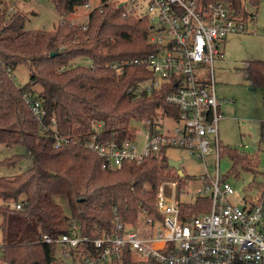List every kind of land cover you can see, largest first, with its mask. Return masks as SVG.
<instances>
[{
	"label": "trees",
	"instance_id": "obj_1",
	"mask_svg": "<svg viewBox=\"0 0 264 264\" xmlns=\"http://www.w3.org/2000/svg\"><path fill=\"white\" fill-rule=\"evenodd\" d=\"M103 1L84 23H76L67 16L91 0H50L60 16L52 31L26 29L22 12H0V144L25 147L33 162L12 178L0 176V264H55L59 245L42 241L41 234L57 239L71 233L72 220L79 223L82 235L91 238L111 233L117 216L134 224L142 211H155L158 181L166 174L176 177L165 154L107 169L104 159L84 146L96 122L102 124L105 139H127L135 135L133 122L154 120L160 109L180 114L167 101L172 85L144 90L140 84L153 78L152 72L144 65L124 64L156 51L148 41V19L124 16V7ZM259 1L253 0L254 5L258 7ZM81 59L90 62L79 63ZM21 65L28 68L29 78L18 85L14 71ZM242 70L253 87L264 88V60L247 61ZM26 92L41 100L47 110L44 123L49 126L54 117L55 129L41 132L24 100ZM56 132L72 142L56 147ZM220 149L232 159L233 168L241 165L257 172L258 153L223 144ZM25 157L15 154L0 165L14 166ZM57 195L66 196L70 216L54 202ZM86 249L93 247L73 249V257Z\"/></svg>",
	"mask_w": 264,
	"mask_h": 264
},
{
	"label": "built area",
	"instance_id": "obj_2",
	"mask_svg": "<svg viewBox=\"0 0 264 264\" xmlns=\"http://www.w3.org/2000/svg\"><path fill=\"white\" fill-rule=\"evenodd\" d=\"M237 2L105 0L124 7V16L148 19V41L156 51L124 64L144 65L152 72L153 78L141 87L144 90L172 85L167 101L180 114L172 116L160 109L154 120L140 122L146 129L142 143L137 141L138 132L133 125L134 137L107 140L101 134L102 124L96 122L94 134L84 141V146L104 159V168L166 155L173 148L197 152L202 157L209 153L212 144L219 161V124L224 118L221 106L230 100L220 98L216 92L214 64L216 59L225 58L221 43L226 37L254 32L258 15L253 0ZM23 96L40 123L41 132L55 129L54 117L49 126L44 123L47 110L41 100L32 92ZM54 136L56 147L72 142L58 132ZM170 168L176 177L166 174L158 181L155 211H142L136 223H125L117 216L111 233L102 232L91 238L82 235L79 223L72 220L71 233L57 239L41 234L40 239L57 243L71 264H264V182L254 186V195L245 194L236 202L234 187L220 174L218 164L214 176L205 173L197 177L184 171L181 176L177 169ZM21 206L16 204L17 209ZM89 244L92 251L86 249L73 257V249Z\"/></svg>",
	"mask_w": 264,
	"mask_h": 264
},
{
	"label": "rangeland",
	"instance_id": "obj_3",
	"mask_svg": "<svg viewBox=\"0 0 264 264\" xmlns=\"http://www.w3.org/2000/svg\"><path fill=\"white\" fill-rule=\"evenodd\" d=\"M100 1L91 0L88 7L78 9L67 18L74 22H85L89 12ZM0 12L7 15L16 12L24 13L27 18L25 28L29 30L52 31L60 20V16L50 0H4L0 5ZM257 13L255 31L229 34L221 43L225 58L222 60L216 59L214 64L216 92L220 98L224 97L230 100L229 102L225 101L221 106L226 114L225 119L223 118L219 124L221 144L238 148L240 151L250 154L258 153L261 161L257 172L248 171L241 165L233 168L232 159L221 149L218 161L214 144H212L209 153L202 157H199L197 152L192 153L182 148H173L166 152L169 159L180 161L181 169L191 176L199 177L205 173L214 176L218 164L220 174L234 187L236 193L234 201L236 202L245 194L254 195L256 193V187L254 186L264 182V129L261 123V119L264 118V88L254 86L256 89H250L252 81L242 70L247 61L264 60V0L259 1ZM77 15H83L84 17L79 18ZM76 16L79 19H75ZM78 62L89 64L90 61L81 59ZM28 78V68L26 66L21 65L14 71V79L18 85H23L28 81ZM146 84V82H143L140 85L143 87ZM36 88L40 89L41 87L36 85ZM132 125L138 132L137 141L142 143L146 132L144 125L140 122H133ZM15 154H23L26 157L14 166L0 165V176L12 178L33 165L32 158L27 155L25 147L0 144V162ZM53 200L62 206L68 216L71 215L66 196L57 195ZM1 221L2 216L0 215ZM1 243L2 235L0 231V245ZM56 256L55 264H71L69 258L62 256L60 248H58Z\"/></svg>",
	"mask_w": 264,
	"mask_h": 264
},
{
	"label": "water",
	"instance_id": "obj_4",
	"mask_svg": "<svg viewBox=\"0 0 264 264\" xmlns=\"http://www.w3.org/2000/svg\"><path fill=\"white\" fill-rule=\"evenodd\" d=\"M120 7H121V5H120ZM51 55H54V53H52ZM250 89H256V88L252 86ZM180 164H181L180 161H176V160H173V159L169 160V166L177 169L179 175L183 176L184 173H183V170L180 167Z\"/></svg>",
	"mask_w": 264,
	"mask_h": 264
},
{
	"label": "crops",
	"instance_id": "obj_5",
	"mask_svg": "<svg viewBox=\"0 0 264 264\" xmlns=\"http://www.w3.org/2000/svg\"><path fill=\"white\" fill-rule=\"evenodd\" d=\"M78 16V15H77ZM75 17V19L77 18V19H79V18H82V17H84L83 15H79L78 17ZM76 21V20H75ZM76 23H84V21L83 22H78V21H76ZM253 86V85H252ZM221 110H222V107H221ZM222 112L224 113V111L222 110ZM225 117H226V114L224 113V119H225ZM261 123H262V119H261ZM219 133H220V129H219Z\"/></svg>",
	"mask_w": 264,
	"mask_h": 264
}]
</instances>
